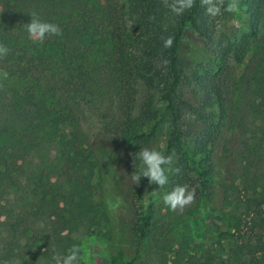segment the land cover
<instances>
[{"label":"trees","instance_id":"trees-1","mask_svg":"<svg viewBox=\"0 0 264 264\" xmlns=\"http://www.w3.org/2000/svg\"><path fill=\"white\" fill-rule=\"evenodd\" d=\"M240 6L247 34L225 31L223 50L189 41L184 51L190 32L205 36L200 0L180 16L162 0H0V43L10 49L0 58V73L9 74L0 79V264H54L53 257L79 246L81 229L91 227L107 228L104 235L116 247L130 225H119L113 212L119 207L125 213L130 195L143 202L129 230L133 242L142 244L163 223L159 200L187 182L195 187L199 211L226 221L219 234L229 245L224 264H264V171L245 162L237 179L244 193L232 198L220 184L216 161L236 130L237 112L214 79L228 52L238 64L249 56L237 83L242 94L264 104V0H240ZM32 12L59 25L62 35L34 43L26 31ZM168 36L174 42L164 48ZM106 41L119 85L112 115L116 148L89 143L74 107L103 100L100 65L90 58ZM190 79L200 94L195 104L182 93ZM248 108L264 125V106L252 102ZM164 125V154L175 152L172 168L180 171L169 173L162 188L144 177L138 186L131 180L123 196L117 166L123 163L131 179L141 164L137 152ZM135 252L128 258L115 249L108 264H135L139 248ZM183 252L181 246L174 250L173 264Z\"/></svg>","mask_w":264,"mask_h":264},{"label":"rangeland","instance_id":"rangeland-1","mask_svg":"<svg viewBox=\"0 0 264 264\" xmlns=\"http://www.w3.org/2000/svg\"><path fill=\"white\" fill-rule=\"evenodd\" d=\"M96 1L89 0L90 3ZM262 23L264 26V16ZM201 29L205 31V36H198L190 32L183 44L184 51L185 44L189 41L200 47L223 50L227 45V41L224 39L225 31L239 36L248 33L241 6L238 13L225 12L218 18L207 15L204 8ZM230 53L228 52L222 60L220 72L214 79L221 88L225 101L232 106L233 112H237L236 130L229 141H223V144L228 146L227 152L220 151L216 161L219 164L220 184L227 185L232 198H236L244 193L237 179L243 171L245 162L251 165V170L256 168L264 171V125L248 108V104L252 102L257 106H264V104L261 105L262 100H254V95L249 92L243 93V95L237 83L249 56L246 55L242 63L238 64L232 59ZM90 59L93 63L100 65L97 75H99V81L106 93L99 105L89 106L83 102L74 103L79 116V125L89 143L102 148L106 146L116 148L117 125L114 124L112 115L118 108L119 85L115 80L116 66L113 62L110 43L107 41L101 43L98 50L92 53ZM182 93L184 98L193 104L199 101L200 94L193 85L192 79H190V84L183 86ZM187 129L191 130L190 124ZM167 132V125L161 126L147 147L165 152ZM117 172L123 179L122 194L126 197L131 186L129 171L121 163L117 166ZM186 185L189 190L195 191V187H192L190 182H187ZM127 198L129 209L125 213H121V208L116 207L113 213L117 216L119 225L128 223L131 229L143 202L131 195ZM159 203L163 205L162 214H165L163 223L159 230L142 244L137 245L133 242L129 227L124 239L115 240L119 242L116 247L104 235L107 228L81 229L78 234L81 249L78 264H108L110 255L115 249L120 248L124 249L128 258L134 257L136 248H139V257L135 264H173L174 250L180 246L184 248V252L179 264H224L223 261L227 260L229 245L219 238V234L227 229V224L219 213L202 214L196 199L183 210L177 211L168 209L162 200H159ZM54 228L56 233L62 232L58 221L55 222ZM121 228L118 226V230Z\"/></svg>","mask_w":264,"mask_h":264},{"label":"clouds","instance_id":"clouds-1","mask_svg":"<svg viewBox=\"0 0 264 264\" xmlns=\"http://www.w3.org/2000/svg\"><path fill=\"white\" fill-rule=\"evenodd\" d=\"M201 5L205 8L207 15L218 18L223 13H238L240 10L239 0H200ZM164 7L168 8L174 15L180 16L185 11L190 10L195 5V0H162ZM30 22L26 23V31L29 39L33 42L43 43L47 37L61 36L62 30L59 25L43 21L36 12L30 14ZM154 19V17H149ZM129 26H131L129 22ZM219 27V25H218ZM174 42L173 36H168L163 40L164 48H171ZM10 49L3 43H0V58L6 57ZM168 60L162 61L167 66ZM9 74L4 71L0 73V79L7 80ZM140 160L139 171L131 176L133 185H139L142 177L147 178L149 184H156L160 188L169 182V173L175 171L178 173L179 168L173 169L172 165L175 160V152L165 155L163 151L157 148L143 147L137 152ZM195 200V191L189 190L187 185H177L170 192L163 196V203L171 211L183 210L192 204ZM81 249L73 245L67 255L59 254L53 257L54 264H78L80 260Z\"/></svg>","mask_w":264,"mask_h":264}]
</instances>
